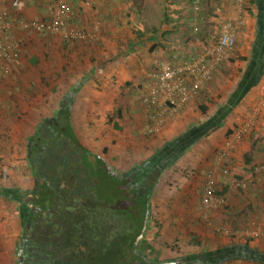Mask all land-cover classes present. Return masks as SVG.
Segmentation results:
<instances>
[{
  "label": "crops",
  "instance_id": "obj_1",
  "mask_svg": "<svg viewBox=\"0 0 264 264\" xmlns=\"http://www.w3.org/2000/svg\"><path fill=\"white\" fill-rule=\"evenodd\" d=\"M61 1L66 3L65 0ZM208 1L210 2V6L215 8L216 15H221V18H214L213 20L210 18L207 20L204 16L197 17L195 21L198 25H195L200 28V34L198 35L179 31L178 33L172 34L171 32V34L169 33L164 36L168 41H173L170 43L173 46L171 49H176L175 54L173 53V56L169 60L171 51L163 50L164 48L158 44L162 40L159 33H145L143 37L137 39L130 32L127 34V32L123 33L120 30L115 31V25H120L119 23L122 20L112 15L110 9L112 8L113 12L115 10L113 5L115 4H111L110 0H94L89 6L76 3L72 0L71 6H75L77 15L79 14L80 18L90 16L93 13L91 11L92 8L95 10V13H100L101 20H94L95 22L91 23V28L89 27L86 30L95 33L94 38L97 39V43L102 47L101 50L95 52L98 53L100 59L89 64V72L87 74H89L90 78L87 81H83L81 76L78 78L79 80L68 84V89H70V93L73 95L69 97L70 102H74L72 103L74 105L71 106V117L74 126L76 117L78 116V109L80 110L78 118L107 119L109 117L117 122H119L118 118H123L125 124L123 130L119 132L121 135H118L113 128L110 130V133L114 137L122 139L121 142H115V144L123 152L126 147L132 151H145V146L149 142L152 148L160 152L164 147L171 144V142L166 144V141L181 135L174 141L175 143H185L187 147L179 155L175 156L170 163L164 166V172L171 167L175 168L173 172L177 173L178 181L172 184L173 186H179L180 183H183L185 185L191 184L193 190L201 189L204 186L205 173L212 166L215 171H220V176L218 174V181L220 183H224V180H227L221 176V174L226 175L222 173L224 170L229 171L234 169L242 175L246 173L245 177L237 181L243 184V200L250 198L252 201L251 217L248 220V226L251 227L250 229H262L264 227V223L261 222L264 221V175L255 174L253 169L258 165L264 164V107L258 108L262 91L264 90V13L261 10L263 0H247L246 10L243 14L245 27L238 32L236 45L230 58L232 60L243 57V60L246 62L240 63V65H233L232 63L235 62L233 61L221 66L214 74L212 78L214 81L212 80L213 82L207 89L202 90V88L197 91V94L185 106L178 109L172 118L165 119L164 125L159 129V132L153 134L154 140L150 139L148 143L144 142V139L148 137L146 134L152 127L151 116L153 112L141 103L140 98L154 83L153 78H151L153 69H156L158 64L164 62L171 65L183 63L198 51L199 47H195V41L198 37H201L203 40L200 41V44L198 43V46L212 44L219 33L220 21L235 20L237 18L233 0ZM10 2L11 0H3L2 6L9 8ZM19 2L18 9L13 13L14 27L12 31L15 37L20 34L19 29H22L17 21L20 23L22 21L30 22L29 20L32 18H36L38 21L49 20L56 4H42L40 0H19ZM201 3L203 6L204 0ZM24 17L25 19H22ZM77 18L78 16L76 17L74 13V19L76 20ZM74 21L70 22L71 26H75ZM99 21L102 22L101 28L96 26V24H99ZM76 24L82 26L85 23L77 21ZM105 27H108V30ZM140 29L142 32L145 31L142 30L143 27ZM176 30L177 28L173 32ZM169 35L170 38L168 39ZM41 36L47 35L42 34ZM146 44H149V46H146ZM187 51H190L191 54H186ZM237 69H239L238 72ZM17 70L16 72H18ZM16 72L7 76L0 73V130L4 128L6 131H9L8 140L0 144V150H4L5 148L7 149L6 151H9L10 148H12L11 151H20L26 148L25 139L24 142L21 141V135L24 134L22 131L28 127L29 121L46 116L43 109L35 110V101L44 104L51 100L50 95H35L32 91L33 88H30L34 87L33 84L29 85L26 80L22 79L23 76ZM232 72H235L234 77L231 75ZM83 74L85 79V73ZM78 82L79 84H77ZM83 82H85V85H83ZM244 84L246 90L242 93L238 105L234 108L229 107V110H227L228 103H231L229 101L232 100L233 96L235 97ZM23 85V91L27 90V94L23 97L20 96L19 92L16 94L17 96L14 95L12 91H17L16 88L19 91V87ZM94 85H97L101 91H96L94 97L84 95L87 93L84 89ZM216 85L225 88L224 94L220 95L219 101L210 99V95H207V91H213ZM36 88H39V85ZM228 88H230V91ZM96 101L97 104L95 103ZM102 105L104 106L102 107ZM120 105L121 107L117 109L115 116V108ZM201 106L203 109H206L204 111L206 112L205 114L200 109ZM223 111L225 117L222 119L223 121L218 129H215L206 137H200L204 135L201 133L200 135H195L198 130L211 124L215 118H220ZM197 119H201V122L203 121L202 124L187 130L196 123ZM244 126H247L246 132L238 147L236 146L237 148L228 154H224L222 151L219 152L220 149H223L226 136L230 135L238 127ZM77 130L76 133H78ZM94 130L89 131L91 135L89 133L86 135L91 139H85L86 137L81 139L85 147L91 152H93L92 150L95 147L93 137L98 138V141L102 143L101 145L109 147L108 145L112 144L109 141L103 140L101 136L94 135ZM22 157H26V154L22 155ZM17 159H20V156H17V152H14L10 157V161L5 163V166L20 165L21 161ZM108 159L109 157H106V160ZM141 160H143L142 157L127 154L125 157L115 158V160L110 158L108 164L110 166L116 164L131 166L137 162H141ZM113 161L114 163L112 164ZM184 171L191 172V175L183 177L185 175ZM181 172V176L186 178V180L180 177ZM163 175L164 173L160 176ZM159 185L160 182L157 186ZM0 186V264H11L13 261L11 256L14 254L16 244L17 250H19V238L28 214L26 205L20 201L21 198L20 200L17 198L20 197V192H29L31 188H26V190L11 189L7 192L4 188L6 184L4 186L0 181ZM191 190L183 188L181 194L176 192L171 211L165 214V222L169 223L162 224L161 230L167 231L168 224L172 226L171 229H178L180 224L183 222L187 223V219L184 216L191 212L189 211L190 203L187 202L188 199H193L194 197ZM230 200V203H232L233 200ZM12 204H15V206H10ZM226 210L232 211L230 206H227ZM233 219L234 216L231 217L228 225L236 222H233ZM179 221L181 222L180 224ZM237 222L235 225H237ZM246 223H240L239 226L243 227L242 225ZM153 229L156 230V227H148L149 235L152 234ZM13 240L16 242H12ZM247 242L254 245L249 240ZM261 243L264 245V241ZM235 263L245 264L241 261H236Z\"/></svg>",
  "mask_w": 264,
  "mask_h": 264
},
{
  "label": "rangeland",
  "instance_id": "obj_2",
  "mask_svg": "<svg viewBox=\"0 0 264 264\" xmlns=\"http://www.w3.org/2000/svg\"><path fill=\"white\" fill-rule=\"evenodd\" d=\"M40 1L42 2V4L53 5L58 0H40ZM65 1L66 3L65 2L64 3L72 10V12L76 14V17L78 16L76 20L73 19V21L75 20L74 21L75 26L73 27L82 31H87L86 29H88L91 26V23L95 22L96 19L101 20L100 13H95V10L93 8L91 10L93 13H91L90 16H85L83 18H80L79 14L77 15L75 6H71L72 0H65ZM92 1L94 0H74V2L85 4V6L91 5ZM110 2L111 4H115L113 5L115 7V10L112 12L111 10L112 8L110 9L112 15L117 16V18L119 17L122 20L119 23L120 25L118 24L115 25L116 27L115 31L120 30L123 33L127 32V34H129L130 32L131 35L135 36L137 39L143 37L145 33L148 34L159 33L162 37V40L158 44L164 48L163 50H167L168 52L171 51L172 53V54L170 53L169 55V60L171 59V56H173V53L176 52L175 51L176 49L174 48L171 49L173 46L170 43H172L173 41H168L167 38L164 36L168 35L169 33L171 34V32L172 34H175L178 33L179 31L183 33L187 32L192 34V30L194 29V27L198 28V34H200L199 33L200 28L197 26L198 24L195 21L197 17L204 16V18L207 20L210 18L212 20L214 18H221L220 17L221 15L219 14L216 15L215 8H213V6H210V2L208 0H204V4L206 5L204 4L203 6L201 5V7L199 8V10H197V12L191 8V4L189 3L188 0H110ZM246 2H245V8H246ZM261 10L264 13V0H263V7L261 8ZM22 19H25V17ZM29 21L31 22L38 20L36 18L35 19L32 18ZM77 21H82L85 24L82 26L81 25L78 26L76 24ZM23 22H27V21H23ZM17 23L19 24L18 21ZM101 26H102V22L99 21L98 27L101 28ZM142 27H143L142 30H145L144 32H142L140 29ZM105 28L106 30H108V27ZM175 28H177V30L173 32ZM19 33L20 34L18 36L16 37L14 36V37L20 49V57L16 66L12 70V74H15L18 68L17 70L18 72L16 73H20L23 76L22 79L26 80V82H28L29 85L33 84L34 87H30V88L31 89L33 88L32 91L35 93V95L51 96V100L45 102L44 104H40L38 101L37 102L35 101L34 104L35 110L43 109L44 113L46 114L44 118H48V117L50 118L55 114L58 105L62 101L64 100L68 101L69 97L73 96L72 93H70V89H68V84L75 82V80H79L78 78L81 76H82L81 79H83V81L84 80L87 81V79L90 78L89 74H87L89 72V64L91 62L96 61L97 59H100L98 53L95 52L101 50L102 46L99 45V43H97L96 38H93L91 41L88 42L73 43L64 40L60 36H49V35L41 36L42 34L28 32L22 29H19ZM169 38L170 35L168 36V39ZM200 41L203 40L201 39V37H198V39L195 41V47H199V48L201 47V45L198 46V43L199 44L201 43ZM146 46H149V44H146ZM186 54L189 55L191 54V52L187 51ZM230 62H233L232 63L233 65L234 64L240 65V63H244L246 61L243 60V57L242 58L239 57L232 60L230 59L227 63ZM165 64H170V63L166 62ZM238 70L239 69H237V72ZM0 73L3 74L2 70H0ZM83 73H85V79ZM231 75L232 77H234L235 72H232ZM213 81H210L209 83L205 84L202 87L203 89L202 88L201 89L202 90L207 89L208 86ZM79 82L77 84H79ZM85 82H83V85H85ZM37 85H39V88H36ZM219 86L216 85L215 89L211 92L207 91V95L208 96L210 95V99H214L216 101L220 100L221 98L220 95L224 94L225 88ZM23 88L24 85L19 87V91L16 88L17 91L14 90L12 92H14L13 93L14 95H16L19 92L20 96L23 97L24 95L27 94V90L24 92ZM84 90L87 91V93L84 95L92 96V97L95 96L96 91H101L100 89H98L97 85L91 86L90 88L86 87ZM228 90L230 91V88H228ZM88 98L91 99L90 97ZM72 103L74 102L72 101ZM72 103L71 106L74 105ZM95 103L97 104V101ZM103 106L104 105H102V107ZM120 107L121 105L116 106L114 111L115 116L117 109ZM205 113L206 112H204L203 114ZM77 115L78 116L76 117L75 120V126L77 127L78 132L80 134L82 133L81 134L82 138L86 137L85 139L88 140L91 139L86 135L89 133V131L95 129L94 135H98V137L101 136L103 140L112 143L111 145H108L109 147H107L105 145H101L102 143L98 141V138L93 137L95 147L93 148L92 151L96 156L101 157L102 155H104L102 152L105 149L106 151L104 157L105 158L109 157L107 161L108 163L110 162V158L115 160V158L116 159L120 157L122 158L125 157L127 154L129 155L133 154L143 158L141 162H137L136 164H134L137 166L134 165L122 166L118 164L112 165L111 169L114 173L121 174L129 171L131 168L141 166L159 153L155 148H152V146L150 145L151 143L149 141L150 139L154 140V137L153 134H148V133L146 134V136L148 137L144 139V142L146 143L149 142L145 146L146 148L145 151L144 150L132 151L129 150V148L127 149V147L125 148L124 152L120 151L117 148L115 142L119 143L122 141V139H118L114 137L110 133L111 132L110 130L111 128H113L114 131L118 133V135H121L119 134V132L123 130L125 124L123 118H118L119 122L115 120L113 121L109 117L107 119L92 118V117L78 118L80 115L79 109ZM202 117L204 118V116ZM41 119L42 118H35L31 120L32 122L31 121L28 122L27 124L28 127H26V129L22 131L24 134L21 135V141L24 142L25 139V141L27 142V138H29L31 136V133H33L36 130V127L39 121H41ZM202 122L201 119H197L196 123L193 124L187 130L192 129L195 126L198 127L200 124H202ZM6 134H7L6 136L9 135L8 130L6 131ZM230 135L226 136L222 147L223 149L225 148V142L228 140ZM179 136L181 135H178L173 139L166 141V144L174 141ZM122 137L124 140V135ZM236 148L229 151L228 153H231ZM11 149L12 148H10L9 151H6L7 149L0 150L1 183L4 184V186L6 184L4 188L7 190V192L8 190L11 189H22V190L23 189L26 190V188L33 189L32 178L29 171L26 168V164H25L26 162H24L25 157H22V155L26 154L25 149L20 151L18 150L11 151ZM223 149H220L219 152L222 151L223 153ZM14 152L15 153L17 152V156H20V159L17 160L18 161L20 160L21 164L18 166H12V165L5 166V163L10 161V157ZM113 163L114 161L112 162V164ZM174 169L175 168L171 167L170 169L166 170V172H164L163 176L159 177L157 185L159 182L160 185L159 186L156 185L153 196L151 197L152 199L150 200L149 210H148L149 211L148 227L155 226L156 230L153 229L151 232L152 234L149 235L147 229V234L140 244L141 255H143L147 260L153 261L156 264H162L165 262H176V261L178 262L183 261L184 263V260H188L192 256L194 257L195 260H199L202 259L205 254H210V253L218 254V252H221L225 249H234V247L242 248L244 247L245 243H247L245 241L249 240L252 242V244H254L251 245L247 243L248 248L251 250V252L253 253L256 252L258 255L264 257V245L261 243L264 241V237L254 239L246 236L247 233L250 232L251 230L250 229L251 227L248 226V220L251 217L250 211L252 207V201L250 200V198L243 200L244 199L242 195L243 184L239 183V185L236 186V184H238L237 182L239 181H237L232 177L231 170L226 171L227 172L226 176L221 174L223 178L227 179L224 180V183H220L218 181V174L220 176V171H216V175L213 180V187L215 190L214 205L212 209H210L208 212L205 213V211L201 209L199 210L197 207L204 186L198 190L197 189L193 190L191 184L185 185L183 183H180L179 186L178 185L173 186L172 184L178 181L176 175L177 173L173 172ZM212 171H215L213 166L207 170L204 177H206L207 174ZM184 172L185 175L183 177L185 176L188 177L191 175V172L189 171H184ZM181 175L182 172L180 174V177L183 178ZM183 179L186 180V178ZM183 188H187L189 190L192 189L191 190L192 194H194L193 199L191 198L188 199L187 201L190 203L189 211H191L190 213L184 216L187 219V223L183 222L182 224H180L181 222L179 221L180 226L178 229H171L172 226L168 224V230L163 231L160 229V227H162V224L169 223V222H165V214L171 211L172 204L174 203V195L176 194V192L178 194H181ZM31 189L29 191H31ZM230 199L233 200L234 204L233 202L230 203L231 202ZM10 206H15V204H12ZM227 206H230L232 211L226 210ZM223 216L225 217L223 218ZM233 216H234L233 222L235 221L237 222L239 220L237 222V225H235L236 222L232 225L231 224L228 225L229 222L231 221V217ZM243 222L244 223L247 222V223L242 225L243 227H240L239 226L240 223ZM261 222L264 223V221ZM219 227L227 228L229 231L228 235H224L217 232ZM261 230L262 233L264 234V227H262ZM12 242L15 243L16 241L13 240ZM18 251L19 250H17V244H16V246L14 247V254L13 256H11V258H13L11 264H16ZM236 261L237 262L241 261L242 263L245 264H251V263L264 264V262H253V261L251 262L245 260V258ZM236 261L225 264H236L235 263Z\"/></svg>",
  "mask_w": 264,
  "mask_h": 264
},
{
  "label": "trees",
  "instance_id": "obj_3",
  "mask_svg": "<svg viewBox=\"0 0 264 264\" xmlns=\"http://www.w3.org/2000/svg\"><path fill=\"white\" fill-rule=\"evenodd\" d=\"M192 34L198 32L192 30ZM245 90L244 84L229 101L227 110L238 105ZM71 103L70 98L62 101L55 114L42 118L34 134L27 138L24 162L33 189L20 192L17 198L26 205L28 214L16 264H156L141 255L140 245L134 247V241L164 166L187 145L172 141L142 166L114 173L104 157L105 149L100 157L83 144L71 117ZM200 109L205 110L202 106ZM224 117L223 111L220 118L195 135L206 137ZM6 135V129H1L0 144L8 140ZM91 156L94 165L89 161ZM245 174L231 170L237 180ZM247 243L242 248L205 254L199 260L192 256L181 262L225 264L244 258L264 262V257L251 252Z\"/></svg>",
  "mask_w": 264,
  "mask_h": 264
},
{
  "label": "built area",
  "instance_id": "obj_4",
  "mask_svg": "<svg viewBox=\"0 0 264 264\" xmlns=\"http://www.w3.org/2000/svg\"><path fill=\"white\" fill-rule=\"evenodd\" d=\"M0 0V70L4 75H9L16 66L20 49L13 35V13L18 9L19 0H11L9 8H4ZM191 8L197 12L201 7V0H188ZM246 0H234V7L237 13L235 20H222L219 23V33L212 44L201 46L192 57H189L181 64L171 65L158 64L156 71L151 74L154 83L140 98L141 103L153 112L151 116L152 127L148 134H155L164 125L165 119L173 115L185 106L189 100L197 94L205 84L212 81L217 70L229 61L232 57L236 39L240 29L245 27L243 18ZM12 17V19H11ZM74 19V13L64 3L58 0L55 4L52 16L47 21L19 22L20 27L28 32L44 34L49 36H60L68 42H88L94 38V32L82 31L70 25ZM99 26V24H96ZM193 32H198L194 27ZM264 107V90L258 108ZM246 127H239L231 133L225 142L223 153L236 148L242 141ZM227 170L222 173L227 174ZM255 174L264 175V164L253 169ZM216 171L209 172L205 177L203 192L198 203V209L208 212L213 208L215 190L213 180ZM226 176V175H225ZM237 180V179H236ZM236 186L240 182H237ZM217 232L228 235L225 227H219ZM247 237L258 239L264 237L259 228L251 229Z\"/></svg>",
  "mask_w": 264,
  "mask_h": 264
},
{
  "label": "water",
  "instance_id": "obj_5",
  "mask_svg": "<svg viewBox=\"0 0 264 264\" xmlns=\"http://www.w3.org/2000/svg\"><path fill=\"white\" fill-rule=\"evenodd\" d=\"M89 161L92 165L95 164V159L94 157H90ZM148 223H149V211L146 212L144 220H143V225L141 228V231L139 233V235L136 237L135 241H134V247H138V245L142 242V240L144 239L145 233L147 231L148 228ZM162 264H182V263H178V262H165Z\"/></svg>",
  "mask_w": 264,
  "mask_h": 264
},
{
  "label": "flooded vegetation",
  "instance_id": "obj_6",
  "mask_svg": "<svg viewBox=\"0 0 264 264\" xmlns=\"http://www.w3.org/2000/svg\"><path fill=\"white\" fill-rule=\"evenodd\" d=\"M140 244H141V243H140ZM140 244H139V245H140ZM176 262H178V261H176ZM178 263H181V262H178Z\"/></svg>",
  "mask_w": 264,
  "mask_h": 264
}]
</instances>
